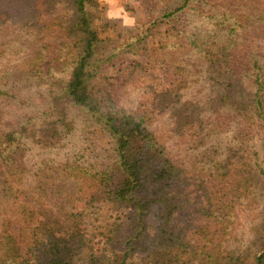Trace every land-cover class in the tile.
<instances>
[{
    "label": "rangeland",
    "instance_id": "obj_1",
    "mask_svg": "<svg viewBox=\"0 0 264 264\" xmlns=\"http://www.w3.org/2000/svg\"><path fill=\"white\" fill-rule=\"evenodd\" d=\"M95 1L85 10L100 43L86 76L92 107H83L65 95L73 67L64 60L70 57L66 43L77 33L79 18L74 0H0V143L12 134L5 153L20 167L24 184L13 192L32 212L31 228L77 226L82 242L66 243L72 251L63 257L66 264H91L103 256L112 264H165L158 259L160 248L155 244L153 252L146 233L137 229L146 218L136 202L108 200L91 178L106 172L121 180L114 171L116 140L105 122L108 114L130 116L181 171L174 184L180 203L168 224L179 233L175 264H253L255 226L264 205L255 204L256 194L249 192L252 204L238 201L223 221L208 218L203 179L207 165L224 161L237 141L264 161V129L255 126L240 136L249 123L227 117L218 124L219 114L234 112L232 102L240 106L250 98L246 86L252 75L264 78V19L254 20L264 16V0H203L170 17L181 0ZM227 10L244 24L231 36L205 15ZM225 36L230 67L242 82L222 103L205 55ZM0 172V178L7 174ZM13 173L8 181L18 183ZM3 226L0 264L13 253L2 238ZM9 231L25 255L29 239L19 226ZM38 256L30 264L46 263V255Z\"/></svg>",
    "mask_w": 264,
    "mask_h": 264
},
{
    "label": "trees",
    "instance_id": "obj_2",
    "mask_svg": "<svg viewBox=\"0 0 264 264\" xmlns=\"http://www.w3.org/2000/svg\"><path fill=\"white\" fill-rule=\"evenodd\" d=\"M88 1H90V7L97 5L95 0H74L76 13L79 15L74 25L77 33L74 32L72 40L66 43L69 48L66 55H70L69 59L64 56V60L71 61L69 63L73 65L65 95L74 105L83 107H92L93 101L87 90L86 76L89 63L94 58L100 43L97 33L91 27L92 16L90 15L89 21L86 14L85 5ZM201 1L203 0H181V5L167 16L174 15L194 2L200 4ZM205 15L219 26L220 30H224L226 36L236 34L237 28L244 25L237 12L227 10L206 12ZM263 19L264 16L261 14L254 18L255 21ZM226 36L221 45L210 48L205 55L208 69H214L217 85L222 92V103L231 99L230 91L238 82H242L241 77L236 75L230 67L228 54L230 39ZM253 66L259 70L256 62ZM209 77L212 82H215L211 75ZM252 77L253 81L248 82L246 86L250 98L242 102L240 106L239 102H232L234 112L218 116L220 118L218 124L227 117L234 121L249 123L248 128L237 132L240 136H245L255 126L264 129V78L260 73H255ZM105 126L116 140L117 165L114 171L119 174L121 180L115 181L116 177L106 172L93 175L91 178L99 181L98 184L102 185L108 200L120 203L132 202V205L136 202L135 208L140 217L146 218V223L139 224L137 229L146 233L147 238L152 242L150 245L153 247V252L156 250L155 244L157 248H160L161 253L158 259L164 260L165 264H175L177 261L173 256L177 254L179 233L169 230L168 224L180 203L174 194V184L175 180L181 176V171L171 164L163 150L143 132L142 122H136L130 116L117 118L108 114ZM11 141L12 134H5L4 140L0 143V169L7 173L5 177L0 178V220H3L5 226V231H1L6 234L2 237L5 245L14 247L9 248L13 253L6 264H30L35 258L39 259L38 254L42 259H45L46 255L45 264H66L63 257H68V254L72 252L66 243H73L80 237L77 226L70 228L59 223H56V226L47 223L48 228L46 224H42L38 229L31 228L32 212L23 203V206L17 203L18 196L13 192V187L19 188L24 182L20 179V167L12 164L10 157L5 153ZM233 145L235 147L231 148V154L224 161L207 165L208 174L203 179L205 198L209 206L204 214L218 221L225 220L238 201H246V205L252 204L249 192L256 194L253 198L259 203L255 204L264 205V161L259 162L257 154L253 150L251 153L247 144L237 141ZM210 149L213 155V147ZM13 172H18V183L8 181V177H12ZM38 189L44 191V185L38 184ZM220 192L223 194L218 196ZM93 199L91 195L90 201ZM0 224L3 226L2 221ZM11 225L19 226V233L29 239L25 255L21 253L18 246L16 247V242L9 231ZM255 227L257 229L254 232L252 248L258 255L254 257L253 264H264V216ZM78 241L82 242L80 238ZM91 264L112 263H108V259L103 256Z\"/></svg>",
    "mask_w": 264,
    "mask_h": 264
}]
</instances>
